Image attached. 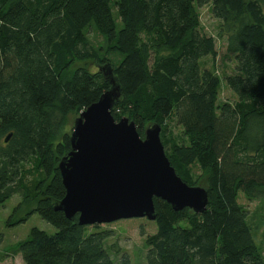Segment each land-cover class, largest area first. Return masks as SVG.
Returning a JSON list of instances; mask_svg holds the SVG:
<instances>
[{
    "label": "trees",
    "instance_id": "trees-1",
    "mask_svg": "<svg viewBox=\"0 0 264 264\" xmlns=\"http://www.w3.org/2000/svg\"><path fill=\"white\" fill-rule=\"evenodd\" d=\"M210 4L235 57L234 103L219 102L221 80L202 65L217 56L197 11ZM107 64L122 86L116 121L129 118L142 138L159 125L178 176L209 193L205 214L154 200L158 230L141 232L147 264H264L240 202L264 198V0H0V209L19 196L34 208L9 226L37 213L58 231L33 228L0 262L132 264L107 250L113 232L55 210L66 196L58 166L71 151L70 119L110 89Z\"/></svg>",
    "mask_w": 264,
    "mask_h": 264
},
{
    "label": "water",
    "instance_id": "water-1",
    "mask_svg": "<svg viewBox=\"0 0 264 264\" xmlns=\"http://www.w3.org/2000/svg\"><path fill=\"white\" fill-rule=\"evenodd\" d=\"M100 71L110 89L75 120L71 151L58 166L66 196L55 210L72 221L78 216L81 226L140 218L156 221L155 199L167 202L175 212L205 214L209 193L178 176L166 154L162 128L150 126L142 138L129 118L113 117L122 86L110 64Z\"/></svg>",
    "mask_w": 264,
    "mask_h": 264
},
{
    "label": "rangeland",
    "instance_id": "rangeland-1",
    "mask_svg": "<svg viewBox=\"0 0 264 264\" xmlns=\"http://www.w3.org/2000/svg\"><path fill=\"white\" fill-rule=\"evenodd\" d=\"M201 32L204 35L213 37L216 40L217 56L208 57L202 61L204 69H208L216 74L221 80V89L219 102L220 103H234L236 97L229 89L226 83V77L235 73V57L227 50V39L220 36L221 22L217 20L212 14L211 4L197 9ZM91 41L96 46L105 44L104 39L96 34L91 35ZM95 71L97 67L91 66ZM78 117L70 119L71 128L74 127L75 120ZM171 134L173 137L179 136L180 129L172 125ZM172 139L171 137L169 138ZM37 172L29 179L34 182ZM204 188L203 185H199ZM21 197L15 196L9 200L4 207L0 209V233L4 234V241L0 245V255L7 253L12 247L19 242L26 240L33 228H38L47 232L50 235L56 234L57 229L51 224L47 223L43 218L35 213L29 216L25 223L9 226L10 219L14 221L26 218L29 212L34 208V205L20 206ZM240 202L249 212V223L253 228L256 243L264 256V198L249 202L245 197H240ZM181 225L185 226L183 222ZM102 230L113 232V236L106 241L107 250L117 261L121 255L128 254L131 258L132 264H147V244L146 237L142 235L144 230L146 235L155 234L158 230L155 221H149L146 218L121 220L113 224L100 225ZM92 228L88 230V234L92 232ZM0 264H25L21 256L15 258H8Z\"/></svg>",
    "mask_w": 264,
    "mask_h": 264
}]
</instances>
